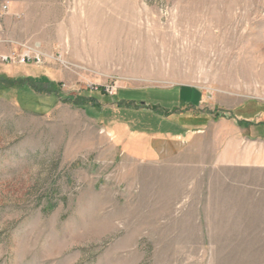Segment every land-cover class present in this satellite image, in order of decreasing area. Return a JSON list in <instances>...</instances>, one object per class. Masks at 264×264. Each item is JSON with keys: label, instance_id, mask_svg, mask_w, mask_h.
<instances>
[{"label": "rangeland", "instance_id": "rangeland-1", "mask_svg": "<svg viewBox=\"0 0 264 264\" xmlns=\"http://www.w3.org/2000/svg\"><path fill=\"white\" fill-rule=\"evenodd\" d=\"M3 2L0 264H264V170L216 166L211 140L133 159L105 108L140 103L104 90L199 85L221 120L264 105V0Z\"/></svg>", "mask_w": 264, "mask_h": 264}, {"label": "crops", "instance_id": "crops-1", "mask_svg": "<svg viewBox=\"0 0 264 264\" xmlns=\"http://www.w3.org/2000/svg\"><path fill=\"white\" fill-rule=\"evenodd\" d=\"M146 89L150 90L147 97L136 93ZM115 96L121 102L140 103L105 108L110 111L108 135L133 159H170L191 147L201 151L211 140L217 148L216 166L253 173L264 170V105L248 107L244 103L234 109L235 117L221 120L213 119L211 112L199 106L205 93L195 84L121 87Z\"/></svg>", "mask_w": 264, "mask_h": 264}, {"label": "built area", "instance_id": "built-area-1", "mask_svg": "<svg viewBox=\"0 0 264 264\" xmlns=\"http://www.w3.org/2000/svg\"><path fill=\"white\" fill-rule=\"evenodd\" d=\"M9 9V4L7 2H3L0 5V12H5ZM3 61L9 62L10 60H13L14 57L13 55H3L2 57ZM21 61L24 63H40L41 62V55L40 54H35L31 51H25L22 56H21ZM94 89H99L98 86H95ZM107 94L113 95L116 93V87L111 86V87H105L104 89Z\"/></svg>", "mask_w": 264, "mask_h": 264}]
</instances>
